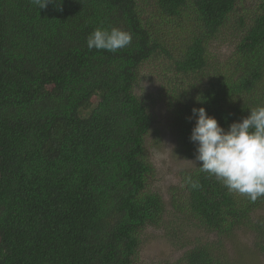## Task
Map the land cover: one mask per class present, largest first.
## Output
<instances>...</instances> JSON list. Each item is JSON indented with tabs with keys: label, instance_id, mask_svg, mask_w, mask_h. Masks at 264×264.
<instances>
[{
	"label": "trees",
	"instance_id": "1",
	"mask_svg": "<svg viewBox=\"0 0 264 264\" xmlns=\"http://www.w3.org/2000/svg\"><path fill=\"white\" fill-rule=\"evenodd\" d=\"M113 27L131 43L87 47L95 29ZM229 38L230 54L216 60L214 43ZM145 65L163 73L167 127L178 155L194 161L172 190L173 211L217 239L247 229L264 253V197L252 202L199 170L188 119L203 107L227 130L264 106V0H56L44 9L0 0V264L136 261L141 233L165 211L147 189L154 120L136 91ZM189 175L200 188L185 184ZM213 246L192 243L182 261L229 264Z\"/></svg>",
	"mask_w": 264,
	"mask_h": 264
},
{
	"label": "rangeland",
	"instance_id": "2",
	"mask_svg": "<svg viewBox=\"0 0 264 264\" xmlns=\"http://www.w3.org/2000/svg\"><path fill=\"white\" fill-rule=\"evenodd\" d=\"M230 28V26H229ZM229 42L214 43L212 53L216 60H224L232 48ZM214 49V50H213ZM136 91L149 99L153 113V126L147 137V156L153 166V177L149 179L147 189L156 192L163 200L164 216L156 226H150L141 233L137 259L133 264H185L184 253L192 243H213V248L229 264H264V253L255 247L254 234L247 229L238 230L231 239H217L183 215H178L171 206L173 188L179 186L180 177L194 165V161L185 159L176 152V141L167 124L172 107L166 98L160 95L161 83L152 66H143ZM205 80H203L204 82Z\"/></svg>",
	"mask_w": 264,
	"mask_h": 264
},
{
	"label": "clouds",
	"instance_id": "3",
	"mask_svg": "<svg viewBox=\"0 0 264 264\" xmlns=\"http://www.w3.org/2000/svg\"><path fill=\"white\" fill-rule=\"evenodd\" d=\"M44 9L56 0H30ZM131 33L119 28H97L87 38L91 50L116 52L131 43ZM198 103L205 101L198 100ZM195 126L190 141L196 145L195 159L202 162L201 172L221 181L229 192H235L255 202L264 197V106L250 110V115L240 122H233L227 130L209 116L205 108H193ZM185 184L200 188L198 180L185 177Z\"/></svg>",
	"mask_w": 264,
	"mask_h": 264
}]
</instances>
